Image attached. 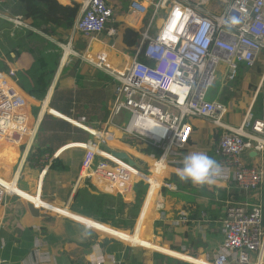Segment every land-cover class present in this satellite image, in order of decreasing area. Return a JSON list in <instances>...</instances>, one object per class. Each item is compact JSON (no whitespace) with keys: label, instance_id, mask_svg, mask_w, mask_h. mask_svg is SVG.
I'll list each match as a JSON object with an SVG mask.
<instances>
[{"label":"built area","instance_id":"built-area-1","mask_svg":"<svg viewBox=\"0 0 264 264\" xmlns=\"http://www.w3.org/2000/svg\"><path fill=\"white\" fill-rule=\"evenodd\" d=\"M75 1L81 4V10L72 29L86 40V49L90 48L83 53V58H88L117 83L104 129L117 127L129 141L137 139L160 152L159 157L133 154L148 164L145 168L108 153L118 159L119 164L114 163L100 150L106 142L93 132L96 126L89 125L87 117L81 116L73 123L97 139L76 144L87 152L75 192L95 177L99 182L109 183L110 189L116 186V191L105 192L110 197H121L140 189L138 196L144 200L152 188L148 176L155 174L149 165L154 160H165L168 164L176 161L169 158L181 154L194 132L188 122L190 117L222 125L223 106L208 98L220 68L225 66L232 80L241 63L252 67L264 56V0H131L129 8L133 12L147 14L150 9L151 18L133 61L115 56L116 68L108 65L106 49L93 47L100 45L101 37L111 38L117 33L116 8L108 0ZM144 1L150 7L145 6ZM6 2L0 0V7ZM0 18L14 27L38 32L21 15L0 12ZM156 20L160 24L156 35L152 36L149 30ZM105 44L102 43L104 47ZM143 46L145 61L138 59ZM61 47L65 53L71 49ZM70 52L80 56L78 51ZM27 101L29 97L20 87L18 70L0 71V141L16 143L31 137L33 129L25 111ZM251 150L264 152V120H253L249 114L241 128H229L215 145L214 153L221 165L215 179L225 180L229 187L242 191L245 201L227 203L222 220L223 239L212 264H264V207L262 202L256 201L262 194L264 169L244 160ZM166 178L167 175L162 177L158 190H176ZM8 193L0 182V203ZM180 220L187 221L183 214Z\"/></svg>","mask_w":264,"mask_h":264},{"label":"crops","instance_id":"crops-1","mask_svg":"<svg viewBox=\"0 0 264 264\" xmlns=\"http://www.w3.org/2000/svg\"><path fill=\"white\" fill-rule=\"evenodd\" d=\"M59 1L63 4H69L71 0H65L68 3L62 0ZM108 1L112 5L114 2L121 4V0ZM144 4L150 7L146 1H144ZM0 12L9 13L1 10ZM134 13L130 10L129 13L123 14L122 19H117V23L120 29L127 26H139V29L132 28L138 30L142 35L151 16L149 12L139 15ZM60 33L64 34L65 38L59 37ZM156 33L157 30L152 27L149 34L154 36ZM43 38L60 48L61 46L57 43L62 42L64 45L66 42H71V45L80 53V56L77 57H82L84 50H90V48L85 49L86 40L79 33H75L72 28L69 30L58 29L55 35L43 33ZM111 38L106 36L100 38L102 43L106 42V47L101 42L100 45L93 47L100 50L106 49L113 59H109L108 63L113 67L115 66L114 63L117 62L115 56L123 57V61L132 62L140 42L135 47L126 49L121 45L118 46L119 43L111 40ZM116 48L119 50L117 51ZM121 49L131 50V52H124ZM0 52H2L1 49ZM21 59H24V71H20V77L21 74H26L37 79V76L29 72V66L34 61V55L29 52H22L17 59H14V62ZM0 60L4 61V65H2L4 69L8 70L12 67L5 60L13 61V59H8L3 52ZM76 62L79 63L78 72L76 77L71 79L70 76ZM76 62L72 66L70 64L71 67L65 65L66 63L61 54L53 80L48 84L49 89L42 99L30 95L21 86L20 79V87L29 97L25 111L29 117V125L33 130L31 131V137L24 138L25 142L23 144L25 143V146L21 153L20 146H18L20 161L12 167H8L11 166L10 161L4 164L0 163V182L9 191L4 201L0 203V264H74L76 261L93 264H180L179 262L172 263L170 259L160 260L155 256L154 251L152 253L146 251L147 258H142L140 250L133 252L131 250L132 253H129L130 250L125 247L124 243L114 242L110 240V236L133 247L160 251L192 264H212L208 259L214 257L223 239L222 220L225 217V207L228 202L245 201L244 193L229 187L225 180L215 179L211 184L213 186L209 188L210 194H207L206 197L202 195L189 196L187 193L181 192L180 194L186 197L185 204L173 208L172 204H167V197L170 195L165 190L170 192L180 191L158 190L162 185V177L167 175L166 179H169L173 173H177L178 169L183 166L185 153L189 155L190 152L196 151V153H204L208 156L215 155L216 140L214 136L218 134V129L208 119H205L208 122L207 126L196 128L192 124L194 132L187 147L198 144L199 148L188 153L186 147L181 150L180 155L175 158L174 156L170 157L169 160L176 159V161H168L169 164L165 160H154L149 165L155 172L154 176H148L152 188L147 201L143 202V208L141 207L134 228L130 232L122 225L120 228H113L99 223L107 220L99 219L100 221L96 222L97 220L94 218H87L86 215L81 216L82 214L73 213L71 205L76 194H78V192H75V186L81 168L78 169L75 166L68 174L58 172L49 175L46 184L48 182L50 191L47 194L43 192L46 174L55 159L62 152H68L72 149L75 146L73 144L84 142L76 141L75 133L70 129L63 130L60 124L57 123V119L51 116L63 120L67 119L66 121L71 122H76L73 120L75 118L86 116L88 124L99 129L106 126L109 118V98L106 99L104 85L100 86L94 82L88 85L83 84L80 88L79 84L82 83L85 77V75L81 77L79 75L84 72L82 64H89L82 59H77ZM221 71L225 74L223 76L225 83H222L221 87L215 90L217 96L213 100L223 106L224 110L221 116L224 125L229 128L240 127L250 113L255 119H264V100L256 102L259 93L264 94V56L258 59L252 67L240 66L235 80H227L225 66L220 68L219 72ZM105 75L110 77L108 74ZM60 81L62 83L68 82L66 85H69L68 87L71 89L69 101H66V98L63 99V92L57 91ZM116 85L117 83H115ZM114 99L113 96V102ZM61 103L66 104L68 113L64 114L52 106ZM233 111L237 112L238 115H233ZM33 112H35V116ZM43 122L45 124L44 128L41 126ZM109 128L115 130L112 131L113 139L111 142L115 143L116 139L119 141L122 135L114 127H108L107 130ZM92 130L95 134L99 133L94 129ZM108 132L110 133L109 130ZM90 139L93 140V138ZM41 141L44 143L42 147L46 148L48 152H52L53 156L50 157L47 154L48 159L45 158L46 155L33 166L29 164L28 156L33 152L35 144L39 146ZM5 144L14 146L15 143L7 140L0 141V154L5 153L8 147H11ZM141 148L153 157L160 156L157 149L150 148L147 151L145 145H141ZM81 152L86 154L87 151L83 149ZM110 157L112 158L111 155ZM244 160L264 169V152L257 153L255 150H251L245 154ZM133 172L135 173V171ZM131 178L133 179L135 176L131 175ZM95 180L94 177L91 181H86L85 186L88 188L90 184H94L95 189L102 192L101 180L100 182ZM69 185H72V190L70 195H67L66 188ZM102 185L110 187L107 182ZM90 186L92 187V185ZM115 189L116 186L112 190ZM116 197L118 199L113 198V201L110 202L114 203V206L120 207L126 196ZM258 200L264 206V185L262 194L256 198V201ZM126 209L134 210L131 205H128ZM182 214L186 217V223H182L180 220ZM111 220L113 223L115 218L113 219V216H111ZM154 230H158V233L164 236L166 244L159 242L161 237L154 235Z\"/></svg>","mask_w":264,"mask_h":264},{"label":"trees","instance_id":"trees-1","mask_svg":"<svg viewBox=\"0 0 264 264\" xmlns=\"http://www.w3.org/2000/svg\"><path fill=\"white\" fill-rule=\"evenodd\" d=\"M0 10L8 11L12 15H21L23 16V19L26 20L31 26L42 30L44 34L55 35L58 29L69 30L73 28L76 19L79 17L81 4L75 0H71L69 4H63L59 0H7V2L3 7H1ZM150 14L151 10L149 11V15ZM114 26L117 29V33L114 35V38L124 48L131 49L141 41L142 35L138 30L128 26L120 29L118 23H115ZM34 37H38L39 40H32V38ZM144 46L138 57V59L141 61H145L143 52ZM0 48L5 56L10 59L17 58L22 52H29L34 55V61L29 66V72L37 76V79L32 78L26 74H21V83L24 84L23 87L30 95L42 99L47 94V91L49 89L48 84H50L53 80L58 67L62 49L57 45H54L47 39L43 38V36H41L40 34H37L25 28H15L13 27L12 23L2 18H0ZM126 49L121 50L124 52H131V50L128 51ZM12 53H14L16 56L13 57ZM23 60L24 59H21L18 62L5 60V62L10 64L12 67L16 66L19 71H24ZM3 62V60H0V63ZM78 68L79 63L76 62L70 76L71 79L76 77ZM66 83L68 82L62 83L60 81L57 87V91L63 92V99L66 98V101H69V94L71 93V89L68 87L69 85H66ZM210 94V99H213L217 96L214 92H210ZM262 99L264 100V94L259 93L256 102H259ZM52 106L57 108L58 111H61L64 114L68 113V107L65 103H61L60 105L53 104ZM51 117L57 119V123L60 124L63 130L70 129L73 133H75L76 141L85 142L90 138L95 139L93 135H90L83 129L72 125L70 122L57 118L55 116ZM41 126L43 128L45 127L44 122ZM217 133L218 134L214 136L216 141L222 133V130L220 129V131ZM39 144V146L35 144L33 152H31L28 156L29 164L33 166H35V164H37V162H39L40 159L42 157H45L47 154L50 157L53 156L52 152H48L46 148L42 147V144H44L42 141ZM106 148V146H103L104 150H106ZM81 150L83 149L80 147H72V149H70L68 152H62L59 157L55 159V162L50 166L49 172L46 174L43 189V192H45V194L50 191L48 182L46 184V180L49 175L58 172L68 174L75 166L78 169L81 168L86 155L85 152H81ZM210 157L218 162V158L215 155H211ZM18 158V146H11L8 147L5 153L0 154V163L4 164L10 161L11 166L8 167H12L14 164H16ZM168 182L177 185V191L187 193V195L189 196L202 195L203 197H206L207 194H210L209 188L213 186L211 184L195 185L191 181H181L177 173H173L169 177ZM101 188L105 189L104 192L106 193L112 190L108 186L102 184ZM71 190L72 185H69L68 188H66L67 195H70ZM139 190L140 189H137L136 191L138 192ZM90 191L97 193V190L91 189ZM136 191L125 195L126 197L125 200H123L122 205L116 208L113 213L114 219L116 215L120 214V212L126 209L128 205H131V207H133V209L138 212L137 216H135L131 224L129 223L126 226H122L125 229H129L128 232H130L134 227L136 219L139 215V211L141 210L142 204L144 202V200H142L143 197L140 198ZM76 195L77 197H75L74 202L71 205V209L74 211L73 213H79L78 215L82 214L81 216L86 215L88 216L87 218H94L97 220L96 221L93 219L96 222H99L100 220H107L109 218V216L107 215L108 212L105 211V206L109 204L114 205V203L110 202L113 201V197H110L108 195H101L104 197L93 195L88 191L87 186L80 188L78 194ZM99 223L111 226L112 220H107L106 222ZM111 227H113V225ZM154 254L160 260L170 259L172 263L179 262L181 264H192L175 257L172 258L171 256L166 255L160 251H154Z\"/></svg>","mask_w":264,"mask_h":264},{"label":"rangeland","instance_id":"rangeland-1","mask_svg":"<svg viewBox=\"0 0 264 264\" xmlns=\"http://www.w3.org/2000/svg\"><path fill=\"white\" fill-rule=\"evenodd\" d=\"M64 2H66V3H68L67 1H65V0H63ZM69 1V0H68ZM131 0H121V4H117L116 2H114V3H116V4H114L113 3V5L116 7L117 6V8H116V14H115V20H117V19H122V17H123V14H125V13H129L130 12V9H129V2H130ZM112 2V1H111ZM119 5V6H118ZM145 5V4H144ZM145 6H147V5H145ZM119 7V8H118ZM120 23H122V22H120ZM126 23V22H125ZM126 24H128V23H126ZM160 24V21L158 22V25ZM132 27H134V28H136V29H139V26H132ZM155 27V29H156V26H154ZM16 28V27H15ZM16 30V29H15ZM59 37H61V38H65V35L64 34H62V33H60L59 35H58ZM32 40H39V38L38 37H34V38H32ZM111 40H114V41H116L115 40V38L113 37V38H111ZM116 43H118L117 41H116ZM121 44H118V46H120ZM64 46L67 48V47H69L68 46V43L66 42L65 44H64ZM70 48V47H69ZM1 49V48H0ZM2 51V50H1ZM3 52V51H2ZM2 52H0V53H2ZM63 53V50H61V54ZM4 54V53H3ZM5 55V54H4ZM12 56H16L14 53H12ZM10 59V58H9ZM77 59H82V60H85V61H87V63L89 64V65H91V66H89V65H87V64H82L83 65V73H81V74H79L80 75V77L81 76H84L85 75V77L83 78V80H82V83H80L79 84V87L81 88L82 87V85L84 84V85H88L89 83H94V82H96V84H98V85H100V86H103L104 85V87H103V89H105V91H106V99H108L109 98V104H108V107L110 108V106H111V104H112V102H113V96H114V89H115V81L114 80H112L110 77H108L107 75H105L102 71L100 72L99 70L97 71L95 68H94V65H92L90 62H89V60H88V58L87 59H85V58H83V55H82V57H76V56H72V57H70V60H69V62H68V64L67 65H69L70 66V64H71V66L73 65V63L74 62H76L77 61ZM2 65H4V62L3 63H0V66H2ZM70 66V67H71ZM2 70L3 71H7L6 69H4V67L2 68ZM19 73H21V72H19ZM23 73V72H22ZM223 76H225V74L224 73H222V71L221 72H219V73H217V77H216V80H215V83H214V85H213V88H212V90L211 91H213L214 93H215V90L218 88H220L221 87V85H222V83L224 84L225 83V80H224V78H223ZM226 76H228V78H229V72L226 74ZM94 77V78H93ZM227 79V78H226ZM228 81H229V79H227ZM21 86L23 87L24 86V84L23 83H21ZM24 88V87H23ZM80 88H78V89H80ZM25 89V88H24ZM110 105V106H109ZM235 110H237L236 108H234ZM33 115L35 116V112H33ZM233 115H238V113L237 112H235V111H233ZM121 119V118H120ZM126 120H127V118L125 117L124 118V120H123V124L124 123H126ZM188 122L192 125L193 124V126L194 127H200V126H207L208 125V122L205 120V119H203V118H199V117H190L189 119H188ZM73 125V124H72ZM114 127V126H113ZM110 132H112V131H115L114 129H111V128H109L108 129ZM107 130V131H108ZM119 132L121 133V131L119 130ZM123 138H119V140L120 141H122V143H124V142H128V143H126V144H128V145H130L131 146V148L132 149H134V152H131V153H134V154H138V155H140V152L138 151V150H142L143 152L145 151V150H143L142 148H141V145H145L147 148H146V150L147 151H149L150 150V148L151 147H148V144H145L144 142H142V141H137V139H132L131 141H128L129 139H127L126 137H124V136H122ZM22 142H25V139H23V140H21L20 141V144L22 143ZM121 144V143H120ZM6 146H11V145H9V144H5ZM107 145V144H106ZM14 146H19V144H14ZM24 146H25V143L23 144V146H20V153L23 151V148H24ZM108 146H110V145H108ZM113 146V145H112ZM102 148H103V146H101ZM111 147V146H110ZM114 147H118V148H121V149H125V148H123L121 145H117V146H114ZM197 148H199V145L198 144H196V145H190V146H188L187 148H186V150H187V152L189 153L190 151H192V150H196ZM106 150H108L107 148H106ZM127 150V149H126ZM128 151V150H127ZM130 152V151H129ZM192 153H196V151H192V152H190V154H192ZM187 154L185 153V156H186ZM21 156V155H20ZM134 158V160L138 163V165L140 166V167H142V168H145V167H147L148 166V164L147 163H145V162H143V160L142 159H140V158H138V157H133ZM20 161V157L18 158V160L16 161V164L18 163ZM16 164H14V165H16ZM168 174V173H167ZM96 181V180H95ZM106 183V182H104V181H102L101 180V184H103V183ZM108 184V183H107ZM90 185H92V187L90 186ZM89 186H88V188H90V189H88V191L91 193V194H93V195H96V196H98V197H104V196H101V195H106V193L105 192H100L99 190H97V189H95V187H94V184H90ZM107 186V185H106ZM91 189H93V190H97L96 192L97 193H95V192H92V191H90ZM115 191V190H114ZM165 192L167 193V194H169L170 196H168L167 197V204H172V206H173V208H175L177 205H183V204H185V201H186V197H183L182 196V194H180L181 192H170V191H168V190H165ZM77 196V195H76ZM75 196V197H76ZM113 198H116V199H118V197H116V196H112ZM116 204V203H115ZM144 204V203H143ZM118 206H114V205H112V204H109V205H106L105 206V208H106V212H108L107 213V215L109 216V218L107 219V220H111V216H113V213H114V210H115V208H117ZM142 208H143V206H142ZM141 208V209H142ZM127 214V215H126ZM137 214H138V212L137 211H135V210H129V209H125V210H123V211H121L120 212V214H118V215H116V217H115V220L113 221V223H112V225H113V227H115V228H120V226L122 225V226H126V225H128L129 223L131 224L132 223V221H133V219L135 218V216H137ZM137 220V219H136ZM111 225V226H112ZM134 228V227H133ZM223 231V230H222ZM154 235H156V236H158V237H161V241L159 240V242L161 243V244H166V239L164 238V236L163 235H160L159 233H158V230H154ZM111 238H110V240H112V241H116V242H118V243H124V245H125V247H128V249L130 250V252L129 253H132L133 251H136V250H140V254H142V258H147V253H146V251L147 252H150V253H152L153 251H156V250H152V249H148V248H143V247H133V246H131L130 244H128V243H126V242H124V241H122V240H119V239H117V238H115V237H113V236H110ZM155 238V237H154ZM156 239V238H155ZM168 245H170V244H168ZM131 250H132V252H131ZM167 255V254H166ZM173 257V256H172ZM209 260V259H208Z\"/></svg>","mask_w":264,"mask_h":264},{"label":"clouds","instance_id":"clouds-1","mask_svg":"<svg viewBox=\"0 0 264 264\" xmlns=\"http://www.w3.org/2000/svg\"><path fill=\"white\" fill-rule=\"evenodd\" d=\"M214 1H219V0H211V2H214ZM147 2V1H146ZM148 3V2H147ZM149 4V3H148ZM148 6V5H147ZM130 9V8H129ZM131 10V9H130ZM132 11V10H131ZM149 11H150V9H149ZM133 12V11H132ZM150 16H151V14H150ZM3 19V18H2ZM116 19V18H115ZM77 20V19H76ZM118 21L116 20V22L115 23H117ZM158 22H159V20H156L152 25V27L153 28H155L154 26H156V30H158ZM75 24V23H74ZM14 27V26H13ZM33 27V26H32ZM152 27L150 28V30L152 29ZM17 28V27H16ZM35 28V27H34ZM35 29H37L38 30V32H36V31H33V30H31V31H33V32H35V33H37V34H40L41 36H43V32H42V30H40V29H38V28H35ZM150 30H149V33H150ZM114 37V36H113ZM112 37V38H113ZM141 42V41H140ZM57 44H59L60 46L61 45H63V43L62 42H60V43H57ZM69 44H70V46H69ZM68 46L71 48V49H69L68 51H67V53H65V50L61 47V49L63 50V53H62V58H63V60H64V62L66 63L65 65H67L68 64V60H70V57H72L73 56V54L70 52L71 50H73V51H76V49L71 45V42H69L68 43ZM86 47H87V44H86ZM86 49V48H85ZM116 50L118 51L119 49L118 48H116ZM86 50H84V52H85ZM77 52V51H76ZM108 52V51H107ZM109 53V52H108ZM110 54V53H109ZM83 55V54H82ZM13 57H15V56H13ZM61 57V56H60ZM18 58V57H17ZM17 58H15V59H17ZM9 59V58H8ZM109 59H112V58H110V55H109V58H108V61H107V63L109 62ZM113 60V59H112ZM13 61H14V59H13ZM114 62V61H113ZM116 63H114V65H115ZM108 65L109 66H111L109 63H108ZM241 65H243V66H246L245 64H240L239 65V67L241 66ZM113 67V66H112ZM239 67H238V69H239ZM247 67V66H246ZM2 66H0V71L1 72H5V73H8L9 71H10V69H12V68H14V67H11V68H9L7 71H3L2 70ZM94 68L96 69V70H99V71H102L101 69H99L98 67H96V66H94ZM113 68H116V65L113 67ZM15 69V68H14ZM238 69H237V71H238ZM17 70V69H16ZM18 72H20V71H18ZM102 72H104V71H102ZM105 73V72H104ZM219 73V72H218ZM106 74V73H105ZM109 75V74H108ZM236 75H237V72H236ZM110 76V75H109ZM19 77H20V74H19ZM111 78H113L112 76H110ZM236 77V76H235ZM20 79H21V77H20ZM229 79V78H228ZM232 80H235V78L234 79H232ZM232 80H230L229 79V81H232ZM215 83V82H214ZM214 85V84H213ZM212 88H213V86L210 88V90H209V93H208V98H209V94H210V92H211V90H212ZM210 99V98H209ZM210 100H213V99H210ZM215 101V100H214ZM217 102V101H216ZM217 103H219V102H217ZM220 105H222L221 103H219ZM223 112V111H222ZM251 114V113H250ZM249 116V115H248ZM252 117H253V115H252ZM69 118H71V117H69ZM248 118V117H247ZM246 118V119H247ZM71 119H73V118H71ZM246 119H245V121H246ZM67 120V119H66ZM73 120H75V121H77V118H75V119H73ZM253 120H264V119H255L254 117H253ZM69 121V120H68ZM244 121V122H245ZM71 124H73L74 126H76L73 122H71V121H69ZM244 122H243V124H244ZM213 123V122H212ZM220 123L222 124V125H220V126H216V125H214L215 126V128H217L218 129V132L220 131V129L222 130V133L223 132H225L226 130H228L229 129V127H226L225 125H224V123H223V121H222V116H221V119H220ZM214 124V123H213ZM243 124L240 126V127H237V128H233V129H239V128H241L242 126H243ZM76 127H78V126H76ZM84 127L86 128L87 127V124L86 125H84ZM110 127H113V126H110ZM79 128H81V129H83L84 131H86V132H88L86 129H84V128H82V127H79ZM115 129H117L118 130V132H119V129L117 128V127H114ZM94 130H96V131H101V132H108L107 131V129L105 130L104 128H102V129H99V128H94ZM249 131H251V129H248ZM89 133V132H88ZM109 133V132H108ZM222 133L220 134V136L222 135ZM90 135H92L91 133H89ZM119 134L121 135L122 134V132L120 133L119 132ZM219 136V137H220ZM93 137L95 138V139H97V137L96 136H94L93 135ZM218 137V138H219ZM121 138H123V137H121ZM89 140H91V139H89ZM120 141V140H119ZM129 141V140H128ZM218 141V140H217ZM216 141V142H217ZM86 142H88V141H86ZM86 142H81V143H86ZM122 142V141H121ZM124 143H128V142H124ZM77 143H75V144H73V145H75L74 147H80V146H77L76 145ZM107 143H105V144H102L101 146H106L107 147V149L108 150H104L102 147L100 148V150H102V151H104V152H106V153H112L111 152V150L112 149H119V150H124V151H126L127 153H129L132 157H136V156H134L133 154L134 153H131V152H128L127 150H125V149H121V148H118V147H110V146H108L109 144H107ZM129 144V143H128ZM131 145V144H130ZM20 146V145H19ZM22 146H23V144H22ZM149 147V146H148ZM80 148H82V147H80ZM84 149V148H83ZM143 149V148H142ZM144 150V149H143ZM141 154H144V155H150V154H148L147 152H143L142 150H138ZM113 154V153H112ZM218 158V157H217ZM134 159V158H133ZM136 166V165H135ZM136 167H140L139 165H138V163H137V166ZM153 170V169H152ZM220 172H221V165L216 161V160H214L213 158H211L210 156H208L207 154H204V153H192V154H189V155H186L185 157H184V159H183V166L180 168V169H178V172H177V175H178V177H179V179L181 180V181H191L193 184H195V185H204V184H212L214 181H215V178L220 174ZM166 181H168V179H166ZM173 185H175V184H173ZM176 187H177V185H175ZM82 187H85V186H81V188ZM163 189H168V188H163ZM162 189V190H163ZM80 190V187H79V189H77V191L76 192H78ZM162 190H160V191H162ZM177 190V189H176ZM176 190H171V191H176ZM147 199L148 198H145L144 199V201H147ZM142 206H143V204H142ZM176 258V257H175ZM179 259V258H178ZM180 260H182V259H180ZM182 261H185V260H182ZM208 261H210V262H212V259H210V260H208ZM188 262V261H187ZM181 264V263H180Z\"/></svg>","mask_w":264,"mask_h":264},{"label":"bare ground","instance_id":"bare-ground-1","mask_svg":"<svg viewBox=\"0 0 264 264\" xmlns=\"http://www.w3.org/2000/svg\"><path fill=\"white\" fill-rule=\"evenodd\" d=\"M135 14V13H134ZM139 15V14H138ZM14 68H16L17 69V67L16 66H14ZM99 133H97L96 135H98V136H100V137H102L104 140H105V142L107 143V144H109L110 146H117V145H121L123 148H125V150L127 149L128 151H134V149H132L131 148V146L130 145H128V144H126V143H122L121 141H118L117 139H116V141H115V143H113V142H111V140L113 139V132H110V133H108V132H101V131H98ZM118 134V133H117ZM119 135V134H118ZM121 143V144H120ZM15 144H20V142H16ZM102 151V150H101ZM104 152V151H103ZM107 157H108V159L110 160V161H113L114 163H118L119 164V162H118V159H116L114 156H112L111 154H108L107 153ZM110 155L112 156V158L110 157Z\"/></svg>","mask_w":264,"mask_h":264},{"label":"water","instance_id":"water-1","mask_svg":"<svg viewBox=\"0 0 264 264\" xmlns=\"http://www.w3.org/2000/svg\"><path fill=\"white\" fill-rule=\"evenodd\" d=\"M111 152L119 159L122 160H127L130 164L132 165H136L137 166V162L133 159V157L127 153L124 150H119V149H112ZM74 264H93V263H87V262H81V261H76ZM104 264V263H102ZM108 264H116V263H108Z\"/></svg>","mask_w":264,"mask_h":264}]
</instances>
